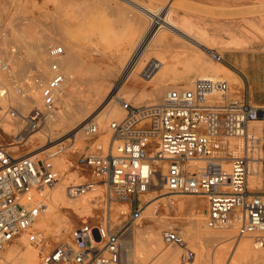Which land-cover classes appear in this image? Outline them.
Listing matches in <instances>:
<instances>
[{"label":"built area","instance_id":"1","mask_svg":"<svg viewBox=\"0 0 264 264\" xmlns=\"http://www.w3.org/2000/svg\"><path fill=\"white\" fill-rule=\"evenodd\" d=\"M50 52L57 58L62 48L55 46ZM210 55L226 64L221 54L210 51ZM51 68L54 75L41 89L43 109L30 112L26 134L36 133L47 113L56 108V92L64 75L56 62ZM7 71L0 59V73ZM238 77L239 84L213 77L194 79L190 87L168 89L157 105L123 101L125 116L110 122L108 144L101 140L105 133L88 123L84 134L95 139L75 162L80 177L88 178L81 185L70 184L67 192L73 199L94 193L100 212L94 208L67 238L51 247L44 231L35 225L45 215L50 193L61 179L54 159L63 149L42 158L19 156L0 139V253L25 236L42 248L39 264H133L127 259L123 236L142 220L150 204L145 197L164 161L168 165L163 189L169 197H203L208 229L232 228L238 241L254 238L263 246L264 106L253 103L248 84ZM116 205L124 210L116 212ZM117 228L121 230L115 232ZM161 239L167 247L182 249L184 260L193 257L178 229H162Z\"/></svg>","mask_w":264,"mask_h":264},{"label":"bare ground","instance_id":"2","mask_svg":"<svg viewBox=\"0 0 264 264\" xmlns=\"http://www.w3.org/2000/svg\"><path fill=\"white\" fill-rule=\"evenodd\" d=\"M117 1H121L130 8L132 7L140 12L149 20V24L145 27L140 25V27H142L141 31H139V29L134 31L131 27L127 26L123 32L118 33L114 24V0H48L49 4L51 3L54 8L53 11H47L50 14L48 15L50 17L48 34L47 32L46 34L44 32L39 33V29L37 30V28H35L36 26L34 27L32 23L28 25L26 23H22L21 21H19L21 27L20 24L18 27V24L16 26L13 23H9L4 30V33L3 31L1 32L3 33L1 34L3 37H1L2 39L0 41H2L1 43L4 45V48L9 41L12 42L14 46H9L5 49L1 48L2 53L4 51L6 54V56L4 55L6 58L0 59L8 66V71L0 73V119L2 120L0 130L5 136L12 137L14 140L13 142L16 143V145L25 141L23 136H21V130L26 124V118L30 112L36 107L42 109L40 103V100L43 103L41 96L42 83L44 80L47 81L54 75L51 68L54 62L59 65V70L64 75V82L56 92V108L52 112L47 113V125L45 126L46 130L45 132H41V134L39 132L37 137H49L52 133L54 135L56 127L65 128L70 126L74 130L81 128L80 131L78 130L79 133L75 138V143L77 141L86 140V147L88 138L84 134V127L87 125L86 122L88 118H85V115L87 116L88 113L96 114L94 119L89 122L96 124L101 134L105 133L102 135L101 140L105 144H108L111 133L109 131V125L106 126V124L110 120L117 121L124 118L125 111L122 109V102L124 99H127L125 102L132 103L133 105H157L159 103V99H163L165 92L168 89L177 87V83H164L166 77L177 73V71L173 73L169 66H167L168 63H166V60L168 59L163 56V58H157L161 53H159L156 58L153 57L149 59L150 57L148 56L150 48H156L160 44L163 45V43H165L166 35L164 36V31H169L170 33L172 32L173 34L178 35V37L180 36V38H184L186 42H189L188 44H192L200 50L205 49L208 51L207 46H213L214 49V45L220 42L222 44V50H220V53L224 54L226 50L239 49L242 46L237 40L226 42L224 40H219L220 38L215 39L214 37L213 38L215 40H210V37L209 40L212 43L210 44V41H207L208 38L207 40H198L193 37V39L190 36V30L188 31L183 29L182 26L178 25L176 21L173 20L171 11H165L163 8L154 10L152 7L144 6L134 0ZM92 9L96 11L92 12ZM97 10H99V13ZM1 14L2 11L0 10V28L3 29L4 25L1 21ZM40 31H42V29ZM35 32L40 34L37 35L39 39H35L36 42L34 41V44H31L29 41L27 42L26 38L33 37ZM200 33L202 34H200L202 36L201 38H204L203 36L207 35L204 30H201ZM208 36L209 35L206 37ZM25 41L28 45H33L32 47L29 45L32 49L27 53L36 60V72L32 78H28L21 86L18 84V81L23 80L21 78L22 73H25L27 70L25 68L26 64L24 60L20 57L23 51L26 49L28 50V48H26L27 45L25 46V49L23 47V45L26 44ZM83 42L93 44L97 47L98 52L102 56L101 59L95 60L93 52L88 55L86 54L87 56L84 57L85 60H82V64H84L85 68H88L96 73L98 70H103L102 64H104L103 62L106 57L113 60L111 64L112 68L108 66H106L107 68L105 67L107 70L106 73L100 77L102 80L100 83L94 80L96 77L91 79L92 77L88 78L87 76V79L82 81H79L78 79L77 74L80 71L79 68L80 66H83L81 65V61L79 59L78 48L80 43ZM56 43L59 45H53ZM55 46L57 48H62V54L57 58L52 57L50 52ZM219 46L221 47V45ZM184 52L189 54L187 57L190 58L193 51H190L191 53L189 51ZM194 53L197 54L199 52H195L194 50ZM196 54L189 60H186L188 58L184 59L186 72L181 76H184L183 78L185 81H187L190 76L195 75L201 79L213 77L224 79L231 84L240 83L239 77L225 65L221 63H214L208 60L209 58L207 59L202 57L203 55L199 56L198 54L199 57L197 56V58ZM210 56L212 57V55ZM117 63L121 66V68H123V82H126L130 78L132 72L142 76L144 80L149 82H153L157 79L153 92L141 93L137 95H132L130 93L129 95H126V93L120 94L119 92L115 96H111V94L108 96L107 91H110V78L114 76V69L117 67ZM91 71L89 73H91ZM96 76L99 77V75ZM195 79H197V77H195ZM78 82H83V89L80 90L77 88ZM166 82H168V80H166ZM182 86L190 87L188 86V83H185V85ZM76 95H80L79 97L77 96L78 100L75 99ZM73 101H78V103L75 102L76 105L73 104L72 106L71 104ZM256 125H261V123H256ZM70 141L74 142L72 139ZM14 143L10 145L14 146ZM60 146L61 144L56 147ZM45 153H49V150L37 155H32L33 153H31L26 156L39 158V156ZM54 161V164L57 165L55 166L60 172L61 170H63V172L66 171L67 162L71 163L70 161L63 159L61 156L54 159ZM167 165V161L159 163L157 173L154 177V187L161 186L163 189L164 183L162 176L166 173ZM63 172H61V179L59 183L50 193L48 209L45 215H43L35 225L40 230L44 231L46 235H48L51 230L54 231L53 228H55V231L58 232L64 227L63 225L65 224L61 223V219L58 218V211L62 206L73 209L83 217H89L94 211V209H92V203L96 200V195L88 193L89 196L84 195L76 199L71 198L67 192V185L70 183L69 178L72 177V175H70L69 178H66V173L63 175ZM151 191L150 193H159L157 190ZM181 207L183 209L190 207L192 212L188 214V216L183 217L182 215V217L180 216L177 218H170L167 216L159 218L156 216L153 221L154 223L149 225L146 231H142L140 228H133L130 235L128 232L124 234L123 247L126 251V256L129 262L133 264H186L187 260L183 259V254L181 253L182 251L178 250L177 247H175V249L165 248L160 235L161 229L172 228L173 221L186 220L189 224V228L185 230L188 232L189 237L192 238V240H190V248H188L194 253L191 258L193 262L189 264L227 263L226 261L231 250L230 245L228 246V242L232 237L230 232L236 233L235 229L230 228L223 231L208 229L205 224L206 213L204 214L199 211L196 203L193 201H188L187 203L182 202ZM122 210L124 209H121V211ZM156 213H158V207H154L152 217H155L153 215H156ZM115 215V221L116 223H119L120 219L117 217V214ZM17 242L18 243L15 245H12L10 250L5 253H0V264H39L42 248L40 246L30 244L25 236L17 240ZM33 246L39 251L33 248ZM262 247L263 246H259L256 243L255 239L247 240L243 243L241 242L235 247L233 251L234 254L231 255L233 256V260H231L228 264L261 263L264 261V250Z\"/></svg>","mask_w":264,"mask_h":264},{"label":"rangeland","instance_id":"3","mask_svg":"<svg viewBox=\"0 0 264 264\" xmlns=\"http://www.w3.org/2000/svg\"><path fill=\"white\" fill-rule=\"evenodd\" d=\"M134 1L135 2L137 1L138 3H141L144 6L152 7L154 10L155 9L158 10L160 8H163L165 11H171L173 20L176 21V23L178 25L182 26L183 29H186L188 31L190 30V36L192 38L194 37L195 39H198V40H203V39L207 40V38H208L207 41H210L211 39H213V40L219 39V38L214 39L213 37L210 38V36L206 37L209 34L205 29L198 27V26H195L192 23H190V21L184 19V17L179 16L180 12L185 10V5L188 4L184 0H134ZM114 4H115L114 5V24H115V27H116V30L118 31V33L123 32V30L125 28H127V26L131 27V29L134 31H137L138 29H139V31H141L142 27H140V25L145 27V26H147V24H149V20L145 16H143L140 12L135 10L134 8H132V7L130 8L128 5H125L121 1H117V0H114ZM53 9H54L53 5L51 3L49 4L48 0H1L0 1V10L2 11L1 21L4 25V28L3 29L0 28V40L2 39L1 37H3L1 34L4 33V30L7 27V25L9 23H13L16 26L18 24V27H19V24H20L19 21H21L22 23H26L28 25L32 23V25L34 27L36 26L35 28H37V30L39 29L38 30L39 33L44 32L46 34V32H47V34H48L49 33V25H50V17L48 16L50 14L48 12L50 10L53 11ZM240 10L244 12V14L242 16V18H243L242 19V26L239 25L240 27H236V28L232 29V31L228 34L229 36L231 35L230 36L231 39H229L227 41L237 40V41H239V43H241V45H242L241 48L249 47V46L254 45V44L264 45V0H255V2L250 3L248 6L241 8ZM95 11L96 10H93L92 12H95ZM98 11L99 10H97V12ZM22 17H23V19H22ZM110 19H112V18H110ZM20 27H21V24H20ZM41 29H42V31H40ZM43 29H44V31H43ZM200 29L204 30L207 34L206 36H203L204 38H201L202 34L200 33L201 32ZM142 30H144V29H142ZM2 31H3V33H1ZM38 32H35L33 34L34 38L28 37V38H26V41L27 42L29 41L31 44H34L36 42V40L39 39L37 35H40V34ZM168 32L169 31H164V33H163L164 36L166 35L165 36L166 41H165V43H163V45L160 44L158 46L159 48L158 47H156L157 49L156 48H150L149 49L150 51H148V56L150 57V58L148 57L149 59H151L153 57L156 58L158 56V54L161 53V54H159V56L157 58H160L162 56L165 57L166 59H168V60H166L164 58L166 60V63H168L167 66H169V68L172 70V72L175 73L177 71V73L166 77L168 79L165 78V82H164L165 84L177 83L176 85L178 86L179 84L185 85V83H188V86H190L191 83L193 82V80L195 79V77L200 78L198 76L192 75V76H190V78L187 81H185V79L183 78L184 76H181L186 72L185 66H184L185 65L184 59L188 58L187 55H189L184 51H189V52L193 51L192 53L190 52L192 54V55H190V58H192L193 55L196 54V53H194V50H195V52H199L196 54V57L198 56V54H199V56L203 55L202 57L207 58V59L209 58L208 60H210L214 63H218L215 59H213L210 56L209 52L214 51L216 53L221 54L220 50H222L221 49L222 44L220 42L214 45V49H213V46L212 47L209 46L211 48H209L207 46L208 51L205 49L200 50V49H197L196 47H194L192 44L191 45L188 44L189 42H186V40L184 38H180V36L178 37V35L173 34L172 32L171 33L170 32L168 33ZM232 36H235V37H232ZM209 38H210V40H209ZM219 40L223 41L222 38H220ZM1 42L2 41H0V43ZM27 42H26V44L23 45V47L25 49V46L27 45L26 48H28V50L26 49L27 51L26 50L23 51V53L20 55V57H22V59L24 60V62L26 64L25 68L27 69V70L25 69L26 70L25 73H22L21 78L23 80L18 81V84L21 86H22V84H24L26 82V80L28 78H32L36 72V69H35L36 60L34 57L30 56L27 53L32 49L31 47L33 45L31 46V44H29L31 46L30 47ZM9 43H8L9 45L7 44L5 46V48H7L9 46H14V44H12V42L9 41ZM204 43H205V41H204ZM1 44H0V55H1L0 58L5 59L6 54L4 53V51L2 53V49H5V48H4V45L3 44L1 45ZM210 44H212L211 41H210ZM53 45L58 46L59 44L56 43ZM219 45H221V47ZM185 48L186 49L189 48V49L186 50ZM78 51H79V59L81 61V65H83L82 67L80 66V68H79L80 71L77 74L79 81L87 79V76H88V78L92 77L91 79L96 77L94 80H96V82L100 83L102 81L100 77H102L106 73V70H107V69H105V67L108 66V67L112 68L111 64H112L113 60L109 57H106V59L103 62L104 64H102L103 70L96 71V73H98V74H96L94 71H91L88 68H85L84 64H82V60L84 61L85 60L84 57L87 56L91 52H93L95 60L101 59L102 56L98 52L97 47H95L93 44L83 42V43H80ZM152 53H154V54H152ZM183 53H185V54H183ZM221 55H223V54H221ZM205 56H207V57H205ZM190 58H188L186 60H189ZM218 64H220V63H218ZM116 65H117V67L114 69V76H112L110 78V91L109 90L107 91L108 96L110 94H111V96H113V95L115 96L119 92H120V94L126 93V95L127 94L129 95V93L132 95H137V94H141V93L153 92V89L155 88V85H156L155 83H156L157 79H155L153 82H149V81L144 80L142 76L137 75L135 72H132V74L130 75V78L126 82H123V79H122L123 74H124L123 68H121V66L118 65V63ZM84 68H85V70H84ZM83 70H84V72H83ZM90 71H91V73H89ZM179 71H182L183 73L179 72ZM95 74L99 75V77L96 76ZM97 77L100 80H98ZM169 77H170V80H169ZM171 78H173L176 82ZM207 78H209V77H207ZM166 80H168V82H166ZM45 81L46 80H44V82L42 83V86L45 83ZM188 81H190V82H188ZM82 86L84 87L83 82H78L77 88H79L81 90V89H83ZM77 96L79 97L80 95H76V98H75L76 100H78ZM161 99H159V102H161ZM124 101H127V99H124ZM73 102L71 104L72 106H73V104L76 105V103H78V101H75L76 103L75 102L73 103ZM40 103L42 106L41 100H40ZM57 107H58V104H57ZM37 109L41 110V108H37V107L34 110H37ZM42 109H43V107H42ZM89 114L90 113H88L87 116L85 115V118H88L86 124L90 123L91 120L94 119V117L96 116V114H94V113H91L90 115ZM110 121H113V120H110ZM109 122L106 124V126L109 125ZM25 125L23 126V128L21 130L22 135L20 134L21 136H23L25 141H23V143L17 144V145H16V143L13 142L14 140L12 137L5 136L2 133V131L0 130V136H1L0 139H1V142L4 144L5 147L9 148L10 151L14 152L13 153L14 155L25 156V155H29L31 153H33L32 155H37V154L42 153V152L47 151V150H49V152H51L54 149L59 148L56 146L61 144L60 147H62V149H63V151H62L63 154L59 155L57 158H59L61 156L66 161H70L71 163L74 164V166L71 167L72 166L71 163L67 162L66 171L63 172V170H61V172H63V175H64V173H66V175H65L66 178H69V176L72 175V177L69 178L70 183L67 185V187L70 184H76L77 185V184L85 183L87 181L88 177H86V178L80 177L81 171L77 168L76 163H75L77 161V159L80 157V155L84 152V150H85L84 148L86 145V140L77 141L75 143V138H76V136L79 133L81 128L78 129L79 130L78 131V130L72 129V127H70V126H67L65 128L64 127H56L54 130V135L52 133L51 135L47 134V135H49V137L47 136V137L41 138L40 136H38L39 137L38 138L37 135H39V132L41 134V132H45V130H46V127H45L47 125L46 121L40 123L38 131L34 134H26L25 133ZM44 127H45V129H44ZM61 128H63V129H61ZM31 137H32V139H31ZM68 139H69V141H68ZM71 139L74 140V142L70 141ZM94 139L95 138L88 139L87 144H89V142H91V141H94ZM108 140H109V137H108ZM13 143H14V146L13 145L11 146L10 144H13ZM45 154H47V153H45ZM43 156H44V154L39 156V158H42ZM54 163H55V161H54ZM153 190H157L159 193H156V194L149 193L145 197V199L150 200V204L146 207V209L143 213L142 220L134 223L132 226V229L133 228H140L142 231H146L148 226L152 225L154 223L153 221H154V218H156V216L159 218H161L163 216H167L170 218H172V217L177 218L180 216L182 217V215H183V217L188 216V214H190L192 212V209L190 207H188L187 209L185 208L186 210L183 209L181 207L182 202L187 203L188 201L189 202L193 201L194 203H196L197 209L199 211H201L204 214L206 212L207 201L203 197H197V196H191V195H176V196L169 197L170 195H167L165 193V190H163L161 188V186L153 187L152 191ZM163 194H165V195H163ZM87 196H89V195L87 194ZM171 202H174V203H171ZM92 206H93L92 209L98 208V212H100L99 211V209H100L99 198L98 199L96 198V200L93 201ZM154 207H158V213H156V215H153L155 217H152ZM121 208H123V207L120 205H116V210H117L116 212H119V210ZM194 210H196V209H194ZM58 212H59L58 218H60L62 221L61 223L65 224V225H63L64 227L61 228L58 232H56L55 231L56 229L53 228L54 231L51 230L50 233H48V235L45 234V236L49 240L47 247H51L55 243L67 238V236L70 234L72 229L76 226L81 225L82 220H84L87 217V216L83 217L80 214H78L76 211H74L73 209H69L68 207H65V206H62ZM120 212H121V210H120ZM175 221L172 222V224H173L172 228L178 229V231L181 234H183V237L187 242V247L190 248L189 245H190V240H192V238L189 237L188 232L185 230V229L189 228V224L187 223L186 220L185 221L184 220L183 221L175 220ZM132 229L127 231L129 235L132 232L131 231ZM120 230H121V228H117L115 230V232H119ZM161 231H162V229L160 230V235H161ZM235 234H236L235 232H233V233L230 232V235L232 237H231V240L229 241L231 243L228 242V246L230 245L231 250H230V253L228 255V259L226 261L227 262L226 264L230 263V261L233 260V256H231V255L234 254L233 251L239 243H241V242L243 243L247 240H254L253 238H246V239H242V240L238 241ZM233 237H235V238H233ZM123 240H124V238H123ZM16 243H18V242L15 241L13 244L8 246L5 249V251H3V252L5 253L6 251L10 250L12 245H15ZM164 247L167 249H175V247L174 248L173 247H167L165 245H164ZM33 248H35V247L33 246ZM209 248H212V247H209ZM262 248L264 250V245ZM36 250H38V249H36ZM178 250H181L182 252L181 251L180 252L183 254L184 251L182 249L178 248ZM228 260H229V262H228ZM191 262H193V261L189 260L186 262V264H189ZM258 264H264V261L261 263H258Z\"/></svg>","mask_w":264,"mask_h":264},{"label":"crops","instance_id":"4","mask_svg":"<svg viewBox=\"0 0 264 264\" xmlns=\"http://www.w3.org/2000/svg\"><path fill=\"white\" fill-rule=\"evenodd\" d=\"M188 4L179 16L205 29L210 37L227 41L232 29L242 26L241 8L255 0H184ZM225 66L244 78L255 105L264 106V45L230 49L222 55Z\"/></svg>","mask_w":264,"mask_h":264}]
</instances>
